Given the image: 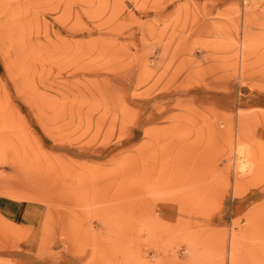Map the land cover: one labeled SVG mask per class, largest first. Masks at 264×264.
Here are the masks:
<instances>
[{
  "label": "rangeland",
  "instance_id": "374dc122",
  "mask_svg": "<svg viewBox=\"0 0 264 264\" xmlns=\"http://www.w3.org/2000/svg\"><path fill=\"white\" fill-rule=\"evenodd\" d=\"M0 264H264V0H0Z\"/></svg>",
  "mask_w": 264,
  "mask_h": 264
},
{
  "label": "bare ground",
  "instance_id": "6f19581e",
  "mask_svg": "<svg viewBox=\"0 0 264 264\" xmlns=\"http://www.w3.org/2000/svg\"><path fill=\"white\" fill-rule=\"evenodd\" d=\"M169 85H170V84H169ZM149 135H150V134H149ZM147 183H148V182H147ZM242 185H243V184H242ZM237 186H238V185H237ZM237 186H236V187H237ZM239 188H241V187H239ZM151 189H152V187H151ZM234 246H235V245H234ZM235 247H236V246H235Z\"/></svg>",
  "mask_w": 264,
  "mask_h": 264
}]
</instances>
